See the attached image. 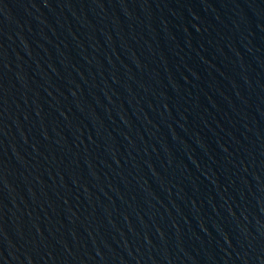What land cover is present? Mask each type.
<instances>
[{
	"label": "water",
	"instance_id": "95a60500",
	"mask_svg": "<svg viewBox=\"0 0 264 264\" xmlns=\"http://www.w3.org/2000/svg\"><path fill=\"white\" fill-rule=\"evenodd\" d=\"M0 264H264V0H0Z\"/></svg>",
	"mask_w": 264,
	"mask_h": 264
}]
</instances>
